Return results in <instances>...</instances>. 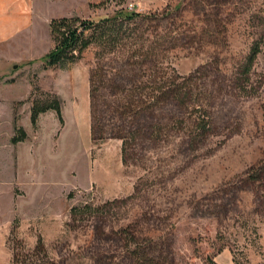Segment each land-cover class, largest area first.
I'll use <instances>...</instances> for the list:
<instances>
[{
	"label": "rangeland",
	"instance_id": "1",
	"mask_svg": "<svg viewBox=\"0 0 264 264\" xmlns=\"http://www.w3.org/2000/svg\"><path fill=\"white\" fill-rule=\"evenodd\" d=\"M31 2L35 27L22 52L18 23L0 83L32 85L12 125L40 155L20 179L0 142V264H264V0ZM123 10L141 16L47 67L51 20ZM34 100L60 101L55 132L33 127ZM12 125L0 116L1 135Z\"/></svg>",
	"mask_w": 264,
	"mask_h": 264
},
{
	"label": "crops",
	"instance_id": "2",
	"mask_svg": "<svg viewBox=\"0 0 264 264\" xmlns=\"http://www.w3.org/2000/svg\"><path fill=\"white\" fill-rule=\"evenodd\" d=\"M32 0H0V62H8L11 60V56H13L14 53H17L18 50L16 47H14V44L12 43V40L15 38H18L17 36V25L20 24V32L24 30V36L20 35L21 41L17 44L20 47V50L23 52L25 49V45L22 42V38H25V32L26 29H29L30 34L32 33V29L34 24L36 23V6H34L31 2ZM19 20V22H18ZM28 27V28H27ZM14 28V30H13ZM26 28V29H25ZM13 79H16L14 83H6L5 81L1 84L0 83V106L1 103H4V108L8 112L0 111V116H4L9 118V121L14 123V118L16 117V111L14 109V103L24 101L26 98H28L33 90L32 85L30 82H22L20 79H17L15 77H10ZM4 90H9V94H5ZM12 91V92H11ZM8 103V104H7ZM28 112L30 113L31 117V110L28 109ZM63 113V111H62ZM18 115V114H17ZM57 114L55 111H48L46 113L40 114L36 126V130H41V128L44 130V127L42 123L46 122H52L53 125H57L56 128L51 129L52 132H55L59 128L58 123H56ZM23 128L27 129L28 127L25 125H22ZM48 128V125H46ZM50 130V131H51ZM27 137L24 141H20L17 144L12 143V138L15 136V128L12 125L10 128H8V131L6 130V134L1 135V129H0V142H5L6 144L4 147L6 148H12L13 146V155L16 159L20 158L19 164L17 165L20 169L18 171V175L20 179L23 178H31L33 179L34 172L32 169H35V165L38 163L36 158L40 155L37 154V151H33L35 145L39 143V137H35V135H32L28 132V129L25 130ZM54 134V133H53ZM37 136V135H36ZM36 160V161H35ZM34 166V167H33ZM41 165L39 164V170L41 172ZM37 174V179H38ZM17 179V175H14L13 180ZM14 198V197H13ZM219 264H234L233 258L229 256H224L222 258V261Z\"/></svg>",
	"mask_w": 264,
	"mask_h": 264
},
{
	"label": "trees",
	"instance_id": "3",
	"mask_svg": "<svg viewBox=\"0 0 264 264\" xmlns=\"http://www.w3.org/2000/svg\"><path fill=\"white\" fill-rule=\"evenodd\" d=\"M141 15L139 13L123 10L118 12L115 16L108 18L104 24L84 21L78 17H62L51 20L50 31L55 41V46L52 51L46 56L47 67H63L64 65L74 63L81 59L82 54L91 45H99L100 42L105 43V39L109 33H114L120 21L133 22ZM248 63H245L242 70L245 76L250 73V65L255 59L259 47L258 44L254 46ZM191 98L194 93L191 91ZM192 104V103H191ZM194 105V103H193ZM197 106V105H196ZM55 111L60 121H63L62 107L58 100L42 103V101L34 100L31 108V123L33 127L37 126L40 114L47 111ZM198 112L196 128L199 131H206L209 129V121L206 112L201 107L196 108ZM27 137L26 132L22 127L16 129V135L12 138V143L17 144ZM211 264H215L211 262Z\"/></svg>",
	"mask_w": 264,
	"mask_h": 264
}]
</instances>
